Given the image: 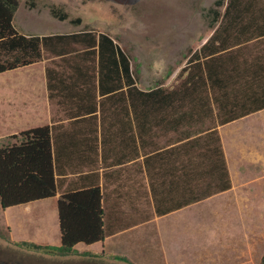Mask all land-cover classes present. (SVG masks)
Wrapping results in <instances>:
<instances>
[{
    "label": "trees",
    "instance_id": "trees-1",
    "mask_svg": "<svg viewBox=\"0 0 264 264\" xmlns=\"http://www.w3.org/2000/svg\"><path fill=\"white\" fill-rule=\"evenodd\" d=\"M22 1L0 0V74L35 65L45 52L65 59L64 71H46L49 97L59 99V105L70 102L68 115L78 119L72 128L76 132L57 135L43 126L19 139L14 136L19 140L15 144H3V209L54 198L55 171L64 175L75 162L95 167L101 161L107 168L137 163L136 171L145 172L148 179L158 217L232 189L218 127L264 109V0L217 1L207 14L213 34L189 57L176 84L149 90L138 87L130 56L106 34L93 30L44 37L20 34L13 22ZM37 1L25 3L32 10ZM221 7H226L224 13ZM50 12L59 21L69 19L63 8L52 6ZM71 23L81 25V19ZM83 119L93 123L94 136L81 135L86 127L78 123ZM93 176L92 185L58 203L59 247L13 244L50 257L102 259L103 255L75 249L79 243L104 239L103 194ZM129 180L134 182L131 173ZM135 191L125 195L115 190L131 200ZM116 259L128 263L126 258Z\"/></svg>",
    "mask_w": 264,
    "mask_h": 264
},
{
    "label": "rangeland",
    "instance_id": "rangeland-1",
    "mask_svg": "<svg viewBox=\"0 0 264 264\" xmlns=\"http://www.w3.org/2000/svg\"><path fill=\"white\" fill-rule=\"evenodd\" d=\"M217 1L38 0L37 7L31 10L24 0L13 25L20 34L28 37L85 30L106 34L130 56L138 87L149 90L158 85L176 84L189 57L213 34L207 14L216 7ZM52 6L63 8L69 19H55L50 12ZM225 9L221 7L222 13ZM77 18L81 19V25L71 23ZM64 60L45 52L37 67L0 74V148L3 144H15L29 130L43 127L36 124L45 120L49 113L52 129H72L76 125V121L66 120L72 109L70 102L59 105V99H56L45 108L41 72L49 68L64 71ZM87 120L79 122L80 127L91 129L93 123ZM31 124L12 133L17 127ZM245 170L242 168V176L248 175ZM129 173L131 168H123L120 174L129 178ZM253 179L238 196L240 205L245 207L242 210L238 206L234 209L226 206L225 209L224 201L227 200L221 199L209 204H195L175 215L158 218L153 215L151 204L146 203L143 209L144 219L148 217L146 223L119 239L113 247L106 248L102 259L83 255L50 257L18 248L13 244L16 241L12 238V227L3 219L0 205V258L11 260L12 264H261L264 257V176ZM121 184L128 188L131 183L124 180ZM32 211L28 215L31 221L42 220L39 209ZM129 211L130 215L134 214ZM33 230L27 232L31 237ZM86 252L89 251L79 253ZM116 257L126 258L128 263Z\"/></svg>",
    "mask_w": 264,
    "mask_h": 264
},
{
    "label": "crops",
    "instance_id": "crops-1",
    "mask_svg": "<svg viewBox=\"0 0 264 264\" xmlns=\"http://www.w3.org/2000/svg\"><path fill=\"white\" fill-rule=\"evenodd\" d=\"M37 64L38 63L32 66L37 67ZM19 70L21 71L22 68ZM40 77L42 78L43 94L47 103L45 108H48L47 106L52 104V100L49 97L50 93L47 86L46 70L45 72H41ZM51 116V113H49L48 117H45V120L42 119L41 122L39 121L40 123L38 122L36 125L52 126V124L50 125V121H52ZM70 117L71 116L68 115L66 120L75 121L78 119ZM253 117L256 119L251 122L250 119ZM30 126H32V124L17 127L12 133L15 134L17 129H26ZM83 130L84 131H80L82 132L81 135L88 137L94 136L91 129ZM65 132L73 133L76 131L72 129L55 130L54 134L58 135ZM218 133L221 138L228 170L232 180V189L216 194L197 203V205L205 203L209 204L213 201H220L223 199L227 200L224 201L225 209L226 206L232 209L238 206V208L242 210L245 207L244 205H240L241 199L238 196H240L245 188L250 185L251 181L254 180L253 178L264 176V109L231 123L219 126ZM135 164L136 165L126 164L121 168H107L101 161H99L95 167L88 166L87 164L84 166L75 162L67 168V173L64 175H59L58 172L55 171V181L58 188L57 195L54 198L34 201L9 207L7 209L1 207L3 211V219L12 227L13 240L16 242H33L44 246L59 247L61 245V229L58 203L65 195L78 191L77 189L82 188L83 186L89 187V185H92L93 183H91L89 176L95 174L97 176L96 183H98L97 185L101 188L103 194L102 207L105 211L104 239L93 244L79 243L75 246V249L78 252L89 251L90 253L93 252L94 254L97 253L103 255L106 248L110 246L113 247V245L117 244L119 239H123L124 236L127 237L129 233H132L146 223L143 216V209L146 203L151 204L154 215L153 201L149 194L148 179L145 172H137V163ZM122 168H131V176L133 177L134 182H130L128 177L123 178L122 174H115L117 170L122 172ZM242 168L246 169L245 171L248 175L242 176ZM113 180L120 182L117 183ZM124 180L131 183L129 184L130 186L128 188L125 187V185L123 187H118L119 185L122 186L121 182ZM115 190H120L123 194L126 193L125 195H127L128 191L136 190L135 199H128V197L123 194L120 197ZM145 192L148 196L145 195ZM226 202H229V204L226 205ZM192 207L193 205H191V207L188 206V208L186 207L163 217L175 215ZM238 208L236 209L239 210ZM37 209L40 210L42 220L36 219L31 221L28 215L33 212L32 210ZM129 210L134 212V214L130 215ZM46 215L47 219H45ZM155 217L158 216L155 215ZM32 229H34L33 237L27 234V232ZM120 247L123 246L120 245Z\"/></svg>",
    "mask_w": 264,
    "mask_h": 264
},
{
    "label": "flooded vegetation",
    "instance_id": "flooded-vegetation-1",
    "mask_svg": "<svg viewBox=\"0 0 264 264\" xmlns=\"http://www.w3.org/2000/svg\"><path fill=\"white\" fill-rule=\"evenodd\" d=\"M11 262H12L11 260L1 259V258H0V264H12ZM14 264H15V263H14Z\"/></svg>",
    "mask_w": 264,
    "mask_h": 264
}]
</instances>
